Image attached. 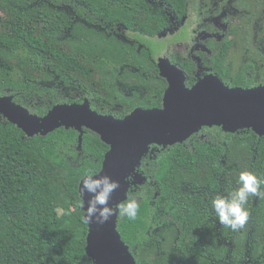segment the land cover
Segmentation results:
<instances>
[{
	"label": "trees",
	"instance_id": "16d2710c",
	"mask_svg": "<svg viewBox=\"0 0 264 264\" xmlns=\"http://www.w3.org/2000/svg\"><path fill=\"white\" fill-rule=\"evenodd\" d=\"M186 6V0H0V95L37 116L83 98L101 114L107 111L92 102L122 103L116 118L159 106L149 98L156 85L140 75L145 67L138 73L126 67H139L140 56L113 33L124 27L153 37ZM117 82L147 93L126 98ZM78 135L60 128L27 138L0 116V264H93L78 186L86 174L99 173L109 147L83 129L78 148ZM263 139L250 133L229 140L226 165L218 162L220 146L207 144L188 153L171 147L147 161V169L143 161L147 181L127 198L137 199V218L117 219L136 264H264V198H248V220L237 231L224 228L226 245L212 239L202 208L217 187L226 195L237 189L242 171L264 176ZM219 175L225 183H216Z\"/></svg>",
	"mask_w": 264,
	"mask_h": 264
},
{
	"label": "water",
	"instance_id": "95a60500",
	"mask_svg": "<svg viewBox=\"0 0 264 264\" xmlns=\"http://www.w3.org/2000/svg\"><path fill=\"white\" fill-rule=\"evenodd\" d=\"M160 62L167 65V61ZM159 71L169 84L162 109L135 108L121 119L93 110L88 99L82 103L57 104L44 116H37L14 103L12 96L0 95V116L27 138L44 137L60 128L73 129L79 134L80 148L83 129H87L109 147L96 175H108L119 181L120 188L110 201L117 210L106 224L98 226L84 220L85 212L80 207L88 229L85 252L93 264H136L117 230V206L127 200L130 185L139 187L146 183V177L135 173V167L150 145L165 148L181 143L201 126L221 123L227 132L251 129L264 136V89H229L216 80H203L188 90L177 69L160 65ZM131 174H134L132 183Z\"/></svg>",
	"mask_w": 264,
	"mask_h": 264
},
{
	"label": "flooded vegetation",
	"instance_id": "af4514ba",
	"mask_svg": "<svg viewBox=\"0 0 264 264\" xmlns=\"http://www.w3.org/2000/svg\"><path fill=\"white\" fill-rule=\"evenodd\" d=\"M186 1L187 6L184 14L180 16L175 13L168 15L167 28L163 32L149 37L166 40L170 36L177 35L176 39L161 49L155 57L151 56L148 48L140 41V37L148 36L129 32L124 27H117L113 33L117 39L128 42L135 49L136 54L140 56L137 63L139 67L126 66L129 71L138 73L140 68L145 67L144 72L140 73L143 81L145 83L152 82L156 85L154 90L156 94H151L149 98L155 99L159 106L143 109H162L163 107V97L169 88V84L165 78L160 76V65L163 68L171 67L180 71L183 75L184 88L188 90L203 80H216L229 89H264V0ZM142 52L145 55L142 56ZM145 58L150 61V65L155 67L157 74L155 78L150 77L148 72L150 71V66ZM160 61H167V65ZM120 71L121 73L123 72L122 70ZM117 85V90L126 98L134 97L133 92L147 93L144 88L138 90L136 87L133 92L130 91L128 94L127 90L121 88L119 82H117ZM91 101H89L90 105ZM97 105L100 106L99 110L101 111L104 108L120 111L125 106L117 102ZM107 114L112 115L108 111ZM211 133L214 135L213 139L210 137ZM250 133H253L258 138V141L264 138V136L256 135L251 129H238L232 133L227 132L222 123L220 125L201 126L181 143H175L165 148L155 144L150 145L148 153L142 157L140 164L135 167V173L145 176L142 162L145 161L147 169V161H152L160 153L171 147L181 148L185 153H188L187 150L189 148L194 152L195 146L201 144H207L209 147L220 146L223 154L218 159V162L226 165L224 153L227 151L228 143L231 142L229 140L235 137L242 138L243 135ZM182 160L179 159V161ZM133 175L129 176L130 183L133 181ZM224 181L223 175H219L216 183H225ZM130 186L129 191L138 187ZM212 194L215 196L218 194L226 195L222 187H217V190H214ZM206 201L207 203L202 205V208L206 211L204 216L207 217L205 223L212 227V231L215 234L212 239L217 244L226 245L225 226L219 224L209 201L207 199ZM225 260L221 262L226 264Z\"/></svg>",
	"mask_w": 264,
	"mask_h": 264
},
{
	"label": "clouds",
	"instance_id": "9594fccd",
	"mask_svg": "<svg viewBox=\"0 0 264 264\" xmlns=\"http://www.w3.org/2000/svg\"><path fill=\"white\" fill-rule=\"evenodd\" d=\"M239 187L228 195H217L210 201L211 209L218 218L220 225L232 231L243 228L248 220L249 213L245 207L250 196L264 198V176L252 171H242L239 174ZM120 188L119 181L108 175L86 174L80 183L79 196L83 203L84 220L89 224L102 226L115 214L117 209L111 206L113 193ZM87 197V199H85ZM85 205H87L85 207ZM122 218L135 220L139 203L135 198H129L118 206Z\"/></svg>",
	"mask_w": 264,
	"mask_h": 264
},
{
	"label": "rangeland",
	"instance_id": "374dc122",
	"mask_svg": "<svg viewBox=\"0 0 264 264\" xmlns=\"http://www.w3.org/2000/svg\"><path fill=\"white\" fill-rule=\"evenodd\" d=\"M177 35L175 36H170V38L166 39V40H159L156 37L154 38H149V37H140V41L145 45L146 48H148L150 54L152 57H155V55H157L159 53V51L161 49H163L164 47H166L169 43L172 42V40L176 39ZM133 89H136L135 87ZM129 94V90L126 91ZM92 105L95 108H99V106L95 103L92 102ZM105 111H108L110 114L112 115H118L119 111L116 109H104Z\"/></svg>",
	"mask_w": 264,
	"mask_h": 264
}]
</instances>
